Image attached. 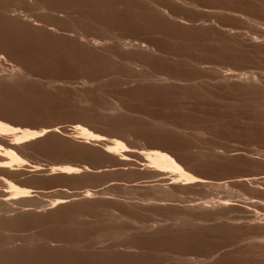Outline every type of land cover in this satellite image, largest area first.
I'll return each mask as SVG.
<instances>
[{"label":"rangeland","instance_id":"1","mask_svg":"<svg viewBox=\"0 0 264 264\" xmlns=\"http://www.w3.org/2000/svg\"><path fill=\"white\" fill-rule=\"evenodd\" d=\"M263 106L264 0H0V120L60 132L0 176L30 196L0 209V264H264ZM75 121L104 140H74ZM146 149L203 182H166Z\"/></svg>","mask_w":264,"mask_h":264},{"label":"bare ground","instance_id":"2","mask_svg":"<svg viewBox=\"0 0 264 264\" xmlns=\"http://www.w3.org/2000/svg\"><path fill=\"white\" fill-rule=\"evenodd\" d=\"M35 1V0H34ZM174 1V0H173ZM191 1V0H190ZM5 2V1H4ZM18 3V2H17ZM173 3H175V2H173ZM11 5V4H10ZM15 5V4H14ZM182 5V4H181ZM187 5V4H186ZM8 7V6H7ZM10 8V7H9ZM9 8H8V10H9ZM18 8V7H17ZM211 8H213V7H211ZM3 9V8H2ZM5 9V8H4ZM156 9H158V8H156ZM220 9V8H219ZM8 10H6L7 12H9ZM21 10V9H20ZM19 10V11H20ZM223 10H224V8H223ZM230 10V9H229ZM161 11V10H160ZM7 12H5V13H7ZM11 13H10V15L12 14V17H15L16 18V15L17 14H19L18 13V10H12V11H10ZM13 12V13H12ZM216 12V11H215ZM233 12V11H232ZM15 13H17L16 15H15ZM211 13V12H210ZM223 13H225V12H223ZM247 13V12H246ZM14 14V15H13ZM166 14V13H165ZM218 14V13H217ZM7 15V14H6ZM9 15V16H10ZM166 16V15H165ZM216 16V15H215ZM227 16V15H226ZM11 17V16H10ZM239 17V16H238ZM242 17V16H241ZM95 41V40H94ZM98 44V43H97ZM128 47V46H127ZM149 49V48H148ZM152 49V48H151ZM128 50V49H127ZM145 51V50H144ZM147 51V50H146ZM152 51V50H151ZM148 52V51H147ZM153 52V51H152ZM151 53V52H150ZM3 57V56H2ZM3 59V58H2ZM132 64V63H131ZM130 64V65H131ZM205 69V68H204ZM206 70V69H205ZM208 70H210V69H208ZM16 71V70H15ZM216 71V70H215ZM230 71V70H229ZM21 72V71H20ZM233 72V71H232ZM15 74V73H14ZM16 74H18V73H16ZM216 74V73H215ZM20 76H21V74H19ZM224 75V74H223ZM14 76V75H13ZM16 76V75H15ZM14 76V77H15ZM16 77H18V76H16ZM16 77H15V80H16ZM171 77V76H170ZM249 77V76H248ZM252 77V76H251ZM12 78V77H11ZM20 78H22V77H20ZM240 78V77H239ZM17 79H19V78H17ZM218 79V78H217ZM221 79V78H220ZM245 79V78H244ZM145 80V79H144ZM164 80V79H163ZM251 80V79H250ZM145 81H147V80H145ZM144 81V82H145ZM152 81V80H151ZM181 81H182V79H181ZM184 81V80H183ZM190 81V80H189ZM223 81V80H222ZM163 82V81H162ZM166 82V81H165ZM193 82V81H192ZM196 82H198V81H196ZM219 82H220V80H219ZM243 82H245V81H243ZM256 82V81H255ZM155 83V82H154ZM161 83V82H160ZM181 83V82H180ZM240 83V82H239ZM241 83H242V81H241ZM251 83V82H250ZM156 84H158V83H156ZM166 84V83H165ZM168 84V83H167ZM166 84V85H167ZM154 85V84H153ZM247 85V84H246ZM246 85H244V86H246ZM161 86V85H160ZM192 86V85H191ZM228 86V85H227ZM159 87V86H158ZM263 87V86H262ZM246 88V87H245ZM255 88V87H254ZM251 89V88H250ZM258 90V89H257ZM256 91V90H255ZM261 92V91H260ZM256 94V93H255ZM254 94V95H255ZM257 104H258V102H256ZM260 105H262V104H260ZM264 107V106H263ZM257 108V107H256ZM259 108V107H258ZM260 109V108H259ZM162 122V121H161ZM72 124H73V131H74V133H75V135L74 136H72L73 138H74V140L76 139L77 141H82V142H100V141H103L104 139H102V137H100V135L98 134H96L93 130H91L87 125H85V124H83V123H80V122H72ZM152 124V123H151ZM158 124V123H157ZM157 126V125H156ZM161 127V126H160ZM165 127V126H164ZM165 129V128H164ZM45 130V129H44ZM47 130V129H46ZM42 131V132H44L45 133V135L47 134V133H50V132H56V133H60L58 130H47V131ZM160 130V129H159ZM42 132H36V131H32V130H27V129H21V128H16V127H14V126H12V125H9V124H7V123H5V122H3L2 120H0V145H1V143H5L4 142V139L5 138H10L9 140H11V142L10 143H8L7 142V140H6V142H7V144H5L6 145V147L5 148H7V150H3V149H5V148H3L4 146H1L2 148H0V176H3V177H5V175H9V176H13V177H15V178H17L18 179V176H20L19 174V172L18 171H20L19 169H17V168H19V167H21V166H24V165H28L27 163H25V161L26 160H24L22 157H20L18 154H17V152L15 153L14 152V150L15 151H17V148L19 149L20 147H21V145L22 144H24V143H29L30 141H34L35 139H37V138H40V137H42L43 135H44V133L43 134H41ZM39 135H41V136H39ZM205 135V134H204ZM72 138V139H73ZM8 140V141H9ZM73 140V141H74ZM200 142V141H199ZM25 145V144H24ZM116 145V144H115ZM115 145L113 146V147H115ZM118 146L117 147H119V149H115V151H119L120 149L122 150V151H124L123 149L125 148L123 145V147H121V143H118L117 144ZM20 146V147H19ZM23 146V145H22ZM104 146V145H103ZM105 148H107L106 150L108 151V154L109 153H112V155L114 154V150H113V148L112 147H110V144H109V146H105ZM145 148V147H144ZM210 148V147H209ZM208 148V149H209ZM212 148V147H211ZM120 150V151H121ZM127 151H128V149H127ZM126 151V152H127ZM142 152H140V153H137V154H139V155H142L145 159H144V161H147L148 163H147V165H145V166H147L148 167V164H149V167L148 168H150V166H152L150 169L151 170H153L154 168H155V170H154V172H155V174L157 175V176H169V178L166 180L165 178V181L167 182H172L173 184H176V185H180L181 184V186L182 185H186V183L188 184H192V183H198L199 185H201L200 183L201 182H203V181H200L201 180V178H200V180L197 178V177H195V175H193L190 171H188V169H186V167H184L183 166V164H181L180 162H178L177 161V159L176 158H174L170 153H168V152H166V151H162V150H157V149H146V150H141ZM134 152H137L136 150L134 151ZM255 152V151H254ZM130 153V152H129ZM135 154V153H134ZM123 155V154H122ZM122 155H121V157H122ZM131 155V154H130ZM124 156L125 155H123V159H124ZM126 158V157H125ZM122 159V160H123ZM124 160H126V159H124ZM27 162V161H26ZM31 168V167H30ZM33 169H34V171L35 172H38L39 170H41L39 167H38V165H35V166H33L32 167ZM81 169V168H80ZM79 168H77V167H73V166H63V165H59V166H55V167H52L51 168V172H53V173H55V172H58V173H61V174H67V175H76V174H78V173H80V170ZM263 169V168H262ZM33 171V172H34ZM21 172V171H20ZM21 173H23V172H21ZM25 174V173H24ZM66 175V176H67ZM23 176H25V175H23ZM148 177V176H147ZM15 178H13V182H14V179ZM149 178V177H148ZM157 178V177H156ZM167 178V177H166ZM250 178V177H249ZM260 178V177H259ZM0 179H3V178H0ZM6 179V178H5ZM5 179L3 180V181H1V182H3L2 183V185L3 184H5L4 182H6V183H8L7 181H9L10 179L8 178V180L7 181H5ZM12 179V178H11ZM24 179V178H23ZM22 179V180H23ZM150 179V178H149ZM153 179V178H152ZM155 179V178H154ZM160 179H163V178H160ZM159 179V180H160ZM247 179V178H246ZM21 179H19L18 181H20ZM157 180V179H156ZM253 180V179H252ZM12 181V180H11ZM13 182H11V183H8V184H5V185H3L4 187H5V190H2V189H4L3 188V186L1 187V190H0V198L2 197V199L0 200V209H1V207H3V210H2V212L1 213H5V214H9V210H10V207L12 206L13 207V205H17V204H20V205H26V203L27 202H29L30 201V199H28L30 196H29V191L28 190H20V188L19 189H16L17 187H15V185H14V183ZM161 182H163V181H161ZM254 182H255V184L256 183H261V182H263L264 183V177H263V179H255L254 178ZM246 183V182H245ZM188 184V185H189ZM208 184V183H207ZM206 184V185H207ZM193 185V184H192ZM205 186V183L204 184H202V186ZM210 184H208V186H209ZM15 188H14V187ZM180 186V187H181ZM224 186V185H223ZM223 186H222V188H223ZM157 187V186H156ZM155 187V188H156ZM163 188H164V186H162ZM206 187V186H205ZM211 187V186H210ZM214 187V186H213ZM216 187V186H215ZM219 187L221 188V186L219 185ZM262 187V186H261ZM160 188H161V186H160ZM162 188V189H163ZM157 189V188H156ZM161 189V190H162ZM262 189V188H261ZM155 190V189H154ZM159 191L158 193H161L162 194V196H164V198H166V199H168V200H170V199H172V198H176L175 196H176V194H174V193H172V192H168V191H166V190H162V191ZM183 190V189H182ZM151 191V190H150ZM156 191V190H155ZM157 191H158V189H157ZM255 191V190H254ZM178 192V191H177ZM258 192V191H257ZM157 193V192H156ZM31 194V193H30ZM94 194V193H93ZM81 196V195H80ZM92 196V194H91V192H86L85 193V196H84V198H90ZM156 196V195H155ZM32 197V196H31ZM66 197V196H65ZM70 197L71 196H67L66 198H60V199H58V200H55V201H53V203H49V204H55V205H63V204H66L67 202H68V200L70 199ZM3 198H10V201H9V199H7L8 201H3L4 199ZM27 199H28V201H27ZM157 199V198H156ZM177 199V198H176ZM73 200V199H72ZM103 200V199H102ZM246 200V199H245ZM104 201V200H103ZM143 201H145V200H143ZM150 201V200H149ZM160 201V200H159ZM178 201V200H177ZM9 202H13L14 204L12 205L11 203V206H10V204H9ZM98 202V201H97ZM225 202V201H224ZM41 203V202H40ZM69 203V202H68ZM161 203V202H160ZM210 203V202H209ZM29 204L30 203H28L27 205L29 206ZM31 204H33V203H31ZM35 204V203H34ZM33 204V205H34ZM78 204V203H77ZM222 203H220V205H221ZM32 205V206H33ZM52 205V206H53ZM54 205V206H55ZM82 205H84V204H82ZM150 205V204H149ZM156 205V204H155ZM223 205V204H222ZM221 205V206H222ZM227 206H228V204H226ZM19 206V205H18ZM68 206V205H67ZM139 206V205H138ZM142 206V205H141ZM196 206V205H195ZM210 206V205H209ZM215 206V205H214ZM254 206V205H253ZM36 207V206H35ZM40 207V206H39ZM62 207V206H61ZM146 207V206H145ZM153 207V206H152ZM155 207V206H154ZM165 207V206H164ZM208 207V206H207ZM223 207H226L225 206V203H224V206ZM234 207V206H233ZM15 208V207H14ZM38 208V207H37ZM143 208V207H142ZM162 208H163V206H162ZM169 208V207H168ZM195 208V207H194ZM193 208V209H194ZM202 208V207H201ZM200 208V209H201ZM211 208V207H210ZM213 208V207H212ZM208 209V208H207ZM214 209H215V207H214ZM220 209H221V207H220ZM223 209V208H222ZM225 209V208H224ZM199 210V209H198ZM229 210H231V209H229ZM1 211V210H0ZM197 211V210H196ZM256 211H258V210H256ZM0 213V214H1ZM196 213V212H195ZM208 213V212H207ZM216 213V212H215ZM221 213V212H220ZM112 215H117V214H113V213H111ZM218 214V213H217ZM228 214V213H227ZM226 214V215H227ZM232 214H233V212H232ZM12 215V214H11ZM19 215V214H18ZM36 215V214H35ZM197 215V214H196ZM202 216V215H201ZM228 216H230V215H228ZM246 216H247V214H246ZM3 217V216H2ZM26 217V216H25ZM225 217V216H224ZM232 217V216H231ZM230 217V218H231ZM236 217V216H235ZM253 217V216H252ZM264 217V216H263ZM113 218V217H112ZM114 218H118V217H116V216H114ZM114 218H113V220H114ZM260 218V217H259ZM192 219V218H191ZM201 219V218H200ZM217 219V218H216ZM219 219V218H218ZM239 219V218H238ZM116 220V219H115ZM114 220V221H115ZM118 220V219H117ZM127 220V219H126ZM168 220V219H167ZM179 220V219H178ZM223 220H224V218H223ZM230 220V219H229ZM259 220V219H258ZM263 220V219H262ZM119 221H120V219H119ZM184 221V220H183ZM182 221V222H183ZM185 221H186V219H185ZM190 221V222H189ZM225 221H226V219H225ZM232 221V220H231ZM242 221V220H241ZM245 221V220H244ZM252 221H254V220H252ZM9 222V221H8ZM110 222V221H109ZM112 222V221H111ZM116 222V221H115ZM132 222V221H131ZM160 222V221H159ZM180 222V221H179ZM181 222V223H182ZM193 222V221H192ZM216 222V221H215ZM221 222V221H220ZM239 222V221H238ZM259 222V221H258ZM187 223H191V220H188V222ZM198 223V222H197ZM222 223V222H221ZM229 223V222H228ZM232 223V222H231ZM248 223V222H247ZM11 224V223H10ZM144 224V223H143ZM156 224H158V223H156ZM164 224V223H163ZM183 224V223H182ZM192 224V223H191ZM190 224V225H191ZM196 224V223H195ZM239 224V223H238ZM245 224V223H244ZM253 224V223H252ZM12 225V224H11ZM139 225V224H138ZM146 225V224H145ZM197 225V224H196ZM258 225H259V223H258ZM257 225V226H258ZM137 226V225H136ZM181 226V225H180ZM183 226H184V224H183ZM186 226V225H185ZM195 226V225H194ZM113 227V226H112ZM140 226H138L137 228H139ZM142 227V226H141ZM143 227H145V226H143ZM143 227H142V230H143ZM147 227H148V225H147ZM158 227V226H157ZM160 227V226H159ZM163 227V226H162ZM161 227V228H162ZM4 228V227H3ZM136 228V227H135ZM156 228V227H155ZM182 228V227H181ZM251 228V227H250ZM261 228V227H260ZM115 229V228H114ZM149 229V228H148ZM159 229V228H158ZM157 229V230H158ZM262 229V228H261ZM117 230V229H116ZM160 230V229H159ZM259 230V229H258ZM5 231V230H4ZM3 232V231H2ZM117 232V231H116ZM143 232V231H142ZM148 232H149V230H148ZM151 232H153V231H151ZM262 232V231H261ZM127 233V232H126ZM106 234V233H105ZM112 235V234H111ZM121 235V234H120ZM122 235H123V233H122ZM121 235V236H122ZM250 236V235H249ZM105 237V236H104ZM254 238H255V236H253ZM108 238V237H107ZM98 239V238H97ZM114 239H115V237H114ZM253 239V238H252ZM263 239H264V237H263ZM262 239V240H263ZM33 240H35V239H33ZM32 240V241H33ZM100 240V239H99ZM104 240V239H103ZM36 241V240H35ZM43 241V240H42ZM8 242V241H7ZM26 242V241H25ZM31 242V241H30ZM101 242V241H100ZM253 242H255V241H253ZM15 243V242H14ZM38 243V242H37ZM262 243V242H261ZM6 244V243H5ZM11 244V243H10ZM101 244V243H100ZM255 244V243H254ZM263 244V243H262ZM1 245H3V243L1 242ZM8 245V244H7ZM24 245H25V243H24ZM30 245V244H29ZM6 246V245H5ZM22 246V245H21ZM26 246V245H25ZM131 245H129V247H130ZM250 246H252V245H250ZM1 247V246H0ZM24 247V246H23ZM34 247V246H33ZM32 247V248H33ZM42 247V246H41ZM261 247H262V245H261ZM2 248V247H1ZM15 248V247H14ZM112 248V247H111ZM110 248V249H111ZM133 248V247H132ZM257 249V248H256ZM8 250V249H7ZM130 250H131V248H130ZM2 251V250H1ZM27 251V250H26ZM2 252H4V251H2ZM9 252V251H8ZM10 255V254H9ZM14 255V254H13ZM4 256V255H3ZM6 256H7V254H6ZM208 256V255H207ZM212 256V255H211ZM210 257V256H209ZM214 257H217V256H214ZM198 259V258H197ZM207 260V259H206ZM205 260V261H206ZM212 260V259H211ZM193 261V260H192ZM201 261V260H200ZM197 262V261H196ZM199 262V261H198ZM205 263V262H204ZM195 264V263H194Z\"/></svg>","mask_w":264,"mask_h":264}]
</instances>
